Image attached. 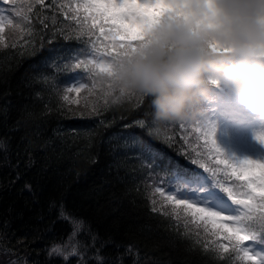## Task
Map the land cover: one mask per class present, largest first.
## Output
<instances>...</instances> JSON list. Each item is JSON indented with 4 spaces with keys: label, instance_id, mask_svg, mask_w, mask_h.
Returning a JSON list of instances; mask_svg holds the SVG:
<instances>
[{
    "label": "trees",
    "instance_id": "1",
    "mask_svg": "<svg viewBox=\"0 0 264 264\" xmlns=\"http://www.w3.org/2000/svg\"><path fill=\"white\" fill-rule=\"evenodd\" d=\"M28 2L18 0L20 4L26 5ZM11 18L24 27L21 30L14 25H6L0 34L5 37L6 44L0 46V139L7 142L11 160L10 165L0 164V259L5 258L3 252L7 248L13 249L26 264H33L34 261L39 264H61V258L54 254L50 257L48 249L53 242L66 238L71 231L70 224L56 215L59 205L63 203L69 212L88 221L90 229L98 234L100 240H107L109 236L112 238L114 243H106L102 249L109 259L116 257L118 251L123 252V247L118 250L116 243H130V235L135 233L142 255L159 259L161 264H182L184 254L162 242L163 231L168 224H159L158 221H168L170 231H182L183 228L176 229L175 218L169 220L150 211V197L162 201L159 194L153 191L159 186V180L149 176L147 170L142 173L137 171L139 165L131 153L128 154L131 158L127 161V168L120 170V176L124 179H115L116 170H109L112 161L109 146L100 143L89 147L84 136L77 132L95 129L103 120L105 125L110 124L103 128V138L130 132L179 166L204 173L210 178L206 170L208 167H222L198 130L200 119L186 120L183 124L179 121L154 124L149 98L134 108H129L125 101L122 105H113L105 110L103 100L99 98V87L95 95H88L84 90L68 93L70 101L75 102L59 99L42 80V77L54 72L50 63L45 66L42 60L55 55L49 51L52 47L61 52L82 49L81 58H84V54L91 52L90 46L80 41L62 39L51 43L45 40L42 45L38 37L28 32L27 21L14 14ZM31 24L34 29L40 27L34 17ZM77 80L89 86L92 83L89 74L82 68L68 69L56 73L55 87L63 95L64 89L72 87ZM88 104L98 105L95 114H88L92 111L91 107H85ZM204 106L205 100L200 103L202 109ZM28 110L33 113L32 116L27 115ZM80 112L85 115H77ZM141 120L144 121L143 126L134 123ZM125 124L130 127L124 128ZM149 127L157 129L158 134L150 132ZM61 134L68 138L71 148L58 160L55 157L46 160L51 151V146L46 142L52 140V146L59 152ZM30 142L33 163L28 166L26 161L29 157L23 148ZM78 149H83L84 154L96 153V161L82 163L83 156L73 158L72 154ZM124 151L119 146L116 148L121 155ZM219 175L225 180L223 173ZM233 179L229 177L225 183L231 184ZM25 184L29 187H25ZM53 202L55 207H50ZM170 210L171 205H165L162 209ZM185 220L189 230L204 236V226L194 224L191 217H185L183 209H180L179 223L183 226ZM5 221L8 222L7 226ZM79 238L85 242L88 240L83 231ZM156 243H159V247L154 248ZM129 261L130 258L125 257V264H129ZM72 264H75V258H72ZM216 264H223V258Z\"/></svg>",
    "mask_w": 264,
    "mask_h": 264
},
{
    "label": "snow or ice",
    "instance_id": "2",
    "mask_svg": "<svg viewBox=\"0 0 264 264\" xmlns=\"http://www.w3.org/2000/svg\"><path fill=\"white\" fill-rule=\"evenodd\" d=\"M154 2L155 0H48L46 3V0H29L25 5L18 3V0H4L5 4L10 5V11L6 14L0 8V33L6 25H14L15 28L23 30L24 26L15 23L11 18L14 14L28 22V32L38 37L42 45L45 40L51 43L59 39L80 41L89 45L91 52L84 54V58H81L82 49H67L63 52L56 47L49 49L55 55L45 57L42 64L48 66L50 63L54 72L50 76L42 77L43 82L49 85L59 99L66 102H75L70 101L68 93H80L84 90L88 95H95V90L99 87V98L103 100L105 110L113 105H122L125 101L129 108H134L148 97L118 88L112 79V66L116 58L135 50L138 38H131L129 24L139 19L140 6ZM33 17L39 23V28L32 27ZM0 46H6L3 36H0ZM81 68L89 74L91 86L79 83L78 86L64 89L61 95L55 87L56 73ZM85 107H91L92 111L88 113L91 115L97 112L98 105L88 104ZM4 112L6 114V108ZM27 115L32 116L33 113L28 110ZM77 115L83 116L85 113L80 112ZM185 121L179 122L183 124ZM134 123L144 125L142 120ZM198 125L209 151L218 158L222 157L217 163L223 165V168L206 169L211 179L198 171L179 166L147 141L130 132L103 138V128L110 126L105 125L103 120L95 129H82L77 134L84 136L89 147L100 143L109 146V154L112 156L109 170H116L115 179H124L120 176V170L127 168V161L131 158L128 154L131 153L139 165L137 171L142 173L147 170L149 176L159 180V186L153 191L159 194L162 201L150 197V211L169 220L175 218L173 222L176 229L183 228L182 231H170L171 224L168 221H158L159 224H168L163 231L162 242L184 254L182 264H216L221 258L223 264H264V159L236 160L226 157L213 138L211 126L202 121H198ZM123 127L130 126L125 124ZM149 131L158 134L157 129L149 127ZM257 140L264 144V133L258 135ZM53 143L52 140L46 142L51 146L46 160L53 157L60 159L72 146L63 134L59 136V152L52 146ZM118 146L125 150L123 155L116 152ZM23 152L28 155L26 164L30 166L33 163L31 142L25 145ZM0 154V164L10 165L8 145L3 139H0ZM72 155L73 158L83 156L82 163H93L97 159L96 153L84 154L83 149H78ZM220 173L225 175V180L234 178L232 183H225L220 178ZM164 185H167V190ZM25 187L29 185L25 184ZM165 205H171V210L162 211ZM50 207H55V202ZM180 209H183L185 217H191L194 224L204 226V236L189 230L187 220L183 226L179 223ZM56 215L71 226L67 237L60 242H53L48 249L50 257L54 254L61 258V264H72V258H75V264H89V261L92 264H125V257L130 258L129 264H161L159 259L141 254L140 242L135 233L130 235V243H116V248L119 250L122 246L123 252L118 251L116 257L109 259L102 253V249L106 243H114L110 236L107 240H100L98 234L90 229L89 222L69 212L63 203L59 205ZM7 223L4 222L5 226ZM82 231L88 237L87 242L79 238ZM153 247H159V243ZM3 256L5 258L0 259V264H26L13 249L6 248ZM11 256L16 258H7ZM33 264L39 262L34 261Z\"/></svg>",
    "mask_w": 264,
    "mask_h": 264
},
{
    "label": "clouds",
    "instance_id": "3",
    "mask_svg": "<svg viewBox=\"0 0 264 264\" xmlns=\"http://www.w3.org/2000/svg\"><path fill=\"white\" fill-rule=\"evenodd\" d=\"M139 13L112 79L150 98L154 124L199 120L218 89L264 118V0H155Z\"/></svg>",
    "mask_w": 264,
    "mask_h": 264
},
{
    "label": "rangeland",
    "instance_id": "4",
    "mask_svg": "<svg viewBox=\"0 0 264 264\" xmlns=\"http://www.w3.org/2000/svg\"><path fill=\"white\" fill-rule=\"evenodd\" d=\"M237 107L242 115L235 113ZM201 121L211 126L213 138L226 157L264 159V144L257 140V136L264 133V118L239 104L226 90L218 89L216 98L207 100Z\"/></svg>",
    "mask_w": 264,
    "mask_h": 264
}]
</instances>
